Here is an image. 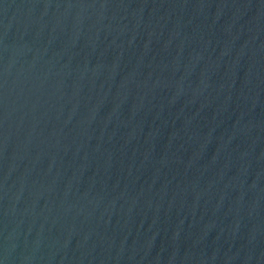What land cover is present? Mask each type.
I'll list each match as a JSON object with an SVG mask.
<instances>
[{
	"label": "water",
	"instance_id": "water-1",
	"mask_svg": "<svg viewBox=\"0 0 264 264\" xmlns=\"http://www.w3.org/2000/svg\"><path fill=\"white\" fill-rule=\"evenodd\" d=\"M0 264H264V0H0Z\"/></svg>",
	"mask_w": 264,
	"mask_h": 264
}]
</instances>
